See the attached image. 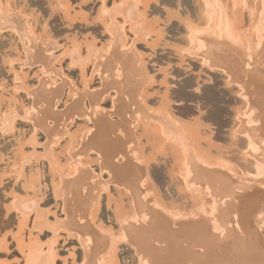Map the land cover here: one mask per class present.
<instances>
[{
	"label": "bare ground",
	"instance_id": "6f19581e",
	"mask_svg": "<svg viewBox=\"0 0 264 264\" xmlns=\"http://www.w3.org/2000/svg\"><path fill=\"white\" fill-rule=\"evenodd\" d=\"M0 67V264H264V0H0Z\"/></svg>",
	"mask_w": 264,
	"mask_h": 264
},
{
	"label": "rangeland",
	"instance_id": "374dc122",
	"mask_svg": "<svg viewBox=\"0 0 264 264\" xmlns=\"http://www.w3.org/2000/svg\"><path fill=\"white\" fill-rule=\"evenodd\" d=\"M71 2H73V1H77V0H70ZM76 6H78V5H76ZM36 8V9H35ZM34 8V10H35V12H37L36 14H38V12H39V14L37 15V17H38V19L40 20V21H42L43 20V15L45 14V11L43 12V10L40 8V7H38V6H36ZM41 9V11H40V9ZM43 14V15H42ZM7 33V31L6 30H4L3 31V33H4V35H6V33ZM4 39V41L3 40H1V43L2 42H5V38H3ZM59 50H60V48H57L56 49V55L57 56H59L61 53H59ZM61 51V50H60ZM58 52V53H57ZM22 62H24V60L22 61ZM22 62H20L19 63V61H18V64H17V61H15V64H14V67L16 68V70L18 71V75H19V77H20V75H21V77L23 76V78H24V80H26V78H27V81L30 83V82H32V83H34V84H32V83H25L28 87H31V86H36L37 85V76H36V74H35V72L37 71V68H36V66H34V65H30L29 66V64H24V63H22ZM63 63H65V62H63ZM19 64L22 66H20L21 67V69L20 68H18L19 67ZM26 66H28V68L26 67ZM31 68V69H30ZM27 69V70H26ZM30 69V70H29ZM33 69V70H32ZM21 70V71H20ZM24 70H25V73H24ZM35 70V71H34ZM20 71V72H19ZM29 71H31L30 72V74H29ZM34 73H33V72ZM24 74H23V73ZM27 72H28V74H27ZM23 74V75H22ZM27 74V75H26ZM26 75V76H25ZM30 75V76H29ZM26 78H25V77ZM11 78H12V76H11V74H9V76H8V74L6 73V71L4 70V69H1V67H0V83H3L2 84V87H0V88H2V89H0V92H1V90L3 91V92H1V93H3L2 95L3 96H5V97H3L1 94H0V96L1 97H3V98H1L3 101V103L5 102V100H6V97L7 98H9V96L8 95H10L11 93V95H14L13 94V91H11V83L12 82H10V85L9 84H7V83H9V81H11ZM10 79V80H9ZM5 80V81H4ZM30 80V81H29ZM8 81V82H7ZM26 82V81H25ZM5 84H6V86H5ZM10 87H9V86ZM1 86V85H0ZM6 88L5 90H4V87ZM34 86V87H35ZM8 87H9V91L7 92V89H8ZM10 92V93H9ZM20 92L22 93V95H24V91L23 90H19L18 91V93H17V95H16V97H15V100H19V98L20 97H23L21 94H20ZM9 93V94H8ZM5 94V95H4ZM7 94V95H6ZM16 94V93H15ZM20 95V96H19ZM19 97V98H18ZM4 98H5V100H4ZM1 99H0V102H1ZM20 104V103H19ZM20 121V122H19ZM24 123L25 122H22L21 121V119H18L17 120V122H16V124L18 125V127L20 126H22V125H24ZM217 139V140H216ZM215 139V137L213 138V136H211V138H209L208 139V141H209V143L211 142L214 146H216L217 145V147H219V145H220V149L221 148H223L224 146H226L227 145V143L225 142V143H223L222 144V142H223V140L222 139H218V138H216ZM211 140V141H210ZM221 141V142H220ZM41 142V141H40ZM216 142V143H215ZM221 143V144H220ZM226 144V145H225ZM223 145V146H222ZM40 148V149H39ZM225 148V147H224ZM235 149V148H234ZM38 150H42V148L39 146L38 147ZM10 180L9 179H5V182H3V185H5L7 182H9ZM164 190V189H163ZM50 192L51 191H49L48 192V197H46V198H44L43 200H41V208L45 211V212H47V214H48V216H49V219L50 220H53L54 219V217H53V215L54 216H57V214L59 213V215H58V217H61L62 215V213H61V211H60V206H56V204H55V202H49V200H47V198H52V195H50L49 196V194H50ZM8 194V195H7ZM4 197L3 198H5L4 200H6L5 202H8L9 201V198L11 197V195L9 194V193H6V195H3ZM7 198V199H6ZM1 204V203H0ZM1 206V205H0ZM0 209L2 210V208L0 207ZM4 213H5V211H4ZM33 217V214L31 215V217L30 218H32ZM53 218V219H52ZM5 222H6V220H5ZM30 222V221H29ZM28 222V223H29ZM52 222V221H51ZM16 223V222H15ZM14 225V226H13ZM12 227V228H11ZM14 227V228H13ZM7 229V228H6ZM10 229H12L13 231H16L17 232V226H15V224H11V226L10 227H8V231L6 230H4L5 232V236H6V240H8L7 241V245L5 244V247L3 246V247H1V249H0V257L3 259V260H10V262H14V263H16V262H21V261H23V258H22V256H21V254H20V252H18V250L16 249L17 248V246H16V244L14 243V240H12L13 239V231L11 230L10 231ZM27 230V229H26ZM25 230V228H24V230L22 231V233H20V235H16V237H18V236H20V237H24V239H26L27 238V236H26V234L28 235V231H26ZM46 230V231H45ZM44 230V232H41V234H39V238H41L42 240H44L45 241V239L47 238V239H49V238H51L52 236H51V233H52V231H50V229H45ZM49 231V232H48ZM8 232H10V234H8ZM12 232V233H11ZM15 232V233H16ZM27 232V233H26ZM14 233V234H15ZM25 233V234H24ZM35 233H37L36 231H35ZM50 233V234H49ZM8 234V235H7ZM45 234V235H44ZM47 234H48V236H47ZM61 234H63V233H61ZM23 235V236H22ZM37 235V234H36ZM53 235V234H52ZM12 237V238H11ZM26 237V238H25ZM60 238V239H59ZM58 238V242L56 243V247H57V250H58V257H57V261H58V263L59 264H62L63 262H66L67 264H71L72 262H74L75 261V259H76V257H77V254H78V248L77 247H75V246H73V244H72V242L74 241L73 240V238H64V236H63V238L65 239H63L62 238V235L60 236ZM69 239V240H68ZM15 246H14V245ZM0 258V259H1Z\"/></svg>",
	"mask_w": 264,
	"mask_h": 264
}]
</instances>
